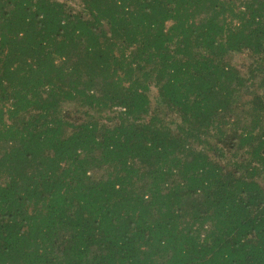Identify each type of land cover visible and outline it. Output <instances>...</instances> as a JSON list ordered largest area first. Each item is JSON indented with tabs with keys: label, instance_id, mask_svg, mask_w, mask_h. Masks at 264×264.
<instances>
[{
	"label": "trees",
	"instance_id": "obj_1",
	"mask_svg": "<svg viewBox=\"0 0 264 264\" xmlns=\"http://www.w3.org/2000/svg\"><path fill=\"white\" fill-rule=\"evenodd\" d=\"M0 0V264H264V0Z\"/></svg>",
	"mask_w": 264,
	"mask_h": 264
},
{
	"label": "rangeland",
	"instance_id": "obj_2",
	"mask_svg": "<svg viewBox=\"0 0 264 264\" xmlns=\"http://www.w3.org/2000/svg\"><path fill=\"white\" fill-rule=\"evenodd\" d=\"M73 2H76L75 0Z\"/></svg>",
	"mask_w": 264,
	"mask_h": 264
}]
</instances>
